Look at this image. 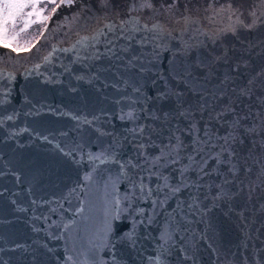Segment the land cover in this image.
I'll list each match as a JSON object with an SVG mask.
<instances>
[{
	"label": "water",
	"instance_id": "water-1",
	"mask_svg": "<svg viewBox=\"0 0 264 264\" xmlns=\"http://www.w3.org/2000/svg\"><path fill=\"white\" fill-rule=\"evenodd\" d=\"M163 2L158 0L157 7ZM229 3L243 12L244 24L251 23L252 11L264 21L262 0H181L175 16L166 21L172 35L164 40L154 65L147 59L152 58L155 42L144 47L138 43L145 33L135 34L130 41L119 31L108 30L127 16L125 0H112L110 11L103 10L98 0H77L53 12L54 5L29 47L13 51L0 44V264H82L92 258L96 264H264V195L257 191L249 200L242 194L230 205L206 210L211 205L207 185L222 182L223 174L200 182L205 185L199 191L205 211L188 207L197 193L195 188H186L177 196L168 194L164 204L155 209L150 203L139 204L146 209L144 216L137 217L132 211L120 222L122 233L134 230V246L117 236L107 249L100 247L93 254L88 243L102 227L106 203L111 209L106 191L124 196L125 176L119 172V163L127 165L131 159L143 165L139 143L147 145L148 153L157 154L168 144L178 123L181 131L176 134L186 146L191 144L193 137L187 134L186 121L169 124L150 118V114H158L161 105L155 97L165 85L169 91L185 90L191 97L178 74L182 73L190 86L199 80L197 87L215 91L226 74L235 82L234 87H242L264 71V22L251 30L238 26L235 34L217 35L235 18L229 21L228 13H221L222 19L214 25L203 19L205 9L227 8ZM186 11L202 18L188 31L183 23L175 22ZM157 20L165 22V17L143 13L141 23L151 25ZM130 35L124 33L125 37ZM93 36L96 39L90 44L94 46L82 47V41ZM123 47H130L131 53H119ZM110 48L124 59H109ZM133 53L143 54L145 68L151 71H128L125 65ZM225 53L226 61L219 59ZM237 64L239 72H233ZM137 87L140 93L135 92ZM262 95L264 89L257 88L251 100L242 98L238 111L243 114L250 107L253 113L245 124L256 118L260 108L256 97ZM128 111H134L138 119H119ZM85 119L92 124H85ZM207 123L205 113L199 124L201 135ZM137 125L154 129L151 140L133 136L130 129ZM212 127L223 134L224 129L214 122ZM60 148L74 155L65 156ZM105 150L118 163L97 162L95 170L90 168L89 154ZM249 150L257 155L261 152L244 136L237 151L243 158ZM183 164L187 160L161 168L173 186L180 183L178 169ZM131 171L128 169L129 174ZM89 175L92 179L85 181ZM188 177L196 180V173H188ZM79 207L85 209L82 215L77 214ZM164 232L172 237L167 243L160 240Z\"/></svg>",
	"mask_w": 264,
	"mask_h": 264
},
{
	"label": "snow or ice",
	"instance_id": "snow-or-ice-1",
	"mask_svg": "<svg viewBox=\"0 0 264 264\" xmlns=\"http://www.w3.org/2000/svg\"><path fill=\"white\" fill-rule=\"evenodd\" d=\"M56 8L61 5L71 6L77 2V0H49ZM128 5L127 16L122 23L115 27H108L109 31H119L122 38L128 40L135 39V34L145 33L142 40L138 43L141 47L146 44L155 42L153 48L152 58L147 59V63L154 65L155 59L160 55V48L164 40L172 35L168 23L166 22L169 17H174L175 12L178 10V5L181 0H164V2L157 7L158 0H125ZM216 0H213L215 3ZM264 2V0H262ZM101 8L105 11L111 10L112 0H98ZM26 5L22 0H4L2 6H0V14L5 10L10 9H23ZM34 6V5H33ZM206 19L208 24H217L221 19V13H228L227 20L232 21L235 18V22L229 24L228 27L220 28L216 33L224 34L226 32H232L235 34L238 26H244L251 30L257 26L260 18L256 16V12L249 13L253 17L251 23L244 24L241 19L243 12L239 8L232 7L229 3L227 8H207L205 9ZM148 13L159 14L165 17V22L157 20L151 25L141 23L142 14ZM239 13V15H238ZM33 13H28L31 16ZM12 13L9 11V16ZM264 16V13H261ZM198 21H202L199 16H193L191 11H186L178 19L176 23H183L184 30L188 31L197 25ZM7 18L0 20V40L5 38ZM23 31V29H21ZM199 32L200 28H196ZM131 33L133 35L124 36V33ZM207 35V32L204 33ZM96 37L85 39L82 41V47L87 48L94 46L90 44V40H95ZM15 51V49H13ZM109 59L123 60L124 56L119 53H131L130 47H123L119 50V53L115 49H109ZM99 59V56L96 57ZM223 59L226 61L227 53L224 54ZM139 62V67H137ZM244 67L247 64L244 63ZM128 71L135 69L138 73H144L145 71H151V69L145 68V62L143 54L136 55L131 54L125 65ZM240 65H234L233 72H239ZM190 75V74H189ZM264 71H261L256 76L247 81V84L242 87H234V81L226 74L225 78L221 80L220 87L213 90H206L202 87H197L200 81L197 80L191 86L185 82L184 75L178 74L179 82L184 83V88L191 92V97L186 96L185 90L172 89L169 91L167 85L161 90L155 97L161 105L158 110V114H150V118L155 121H161L171 124L172 121L184 120L187 122V134L191 135L192 141L190 145H185V142L181 135H177L176 132H180L181 129L177 123L176 132L172 133L169 138L168 144L160 148L157 154H150L146 151L147 145L142 141L138 144L139 155L143 159V165L140 163H134L131 159L128 160L127 165L119 163V172L125 176L123 187L125 193L123 198L115 195L113 192L106 191V202L108 198H111V209L105 205V211L103 213L102 227L97 230L94 235L89 239V249L93 254L100 247L107 249L111 239L120 236L123 240L134 246V238L132 235L133 229L129 232L122 233L120 231V222L127 220L132 211H135L137 217L144 216L146 209L138 207L139 204H151L155 209L157 204L163 205L164 202L171 196H177L180 192L186 188H195L196 195L192 196V202L188 205L190 209H197L205 211L201 208V202L199 197V191L205 187L201 181H204L205 177L211 178L213 175L223 174V180L220 183L213 181L207 185L208 191L211 197V205L207 207V211H211L212 208L219 207L221 204L230 205L236 197L246 194L247 198L251 200L259 191L261 195H264V95L256 97L257 103L260 108L255 113V119H252L250 123L245 124L252 117V109L249 107L248 112L241 114L238 109L243 103L242 98L251 100L255 96L256 89H264ZM160 79H164L161 75ZM127 83V81H125ZM113 87H117L113 85ZM119 90V89H118ZM135 92L140 93L139 87L134 89ZM234 94V95H231ZM167 105V109H165ZM248 107L247 105H245ZM199 113V119L197 114ZM207 113L208 123L205 124L203 134L201 135L200 119L204 118V114ZM11 119V117H9ZM122 121L127 119L129 122H133L138 119L134 111H128L125 115L119 117ZM213 122L220 128L224 129L223 134L212 127ZM85 124L91 125L92 121L85 119ZM97 131H99L97 129ZM133 136H139L147 140H151L154 129H149L147 125H137L130 129ZM244 136H248L253 141L256 148L261 150L257 155L252 150H249L247 156L241 158L240 153L237 151V145L244 143ZM45 139H47L45 137ZM173 139L175 142H173ZM111 147V146H110ZM191 148V151H187ZM65 156L74 155L73 152H64L62 148L58 149ZM187 160V164H183L178 169L180 183L173 186L170 176L165 175L161 168H167L172 165H182V162ZM110 161H115L111 157L107 150L102 151L100 154L88 156V164L90 168L95 170V167L104 165ZM95 166V167H94ZM128 169H131V173H128ZM255 169V170H254ZM195 172L196 180H190L188 173ZM230 177V178H229ZM243 177V178H242ZM85 181H89L92 177L85 176ZM155 179L157 183L153 185L152 181ZM111 178L105 183L107 189ZM214 189V191H213ZM163 196V199L160 197ZM205 199H209V195H205ZM181 208V205H177ZM264 209V204L261 205ZM232 209L229 208V211ZM85 209L79 207L77 214L82 215ZM148 222H152V217L149 216ZM141 223L143 221L141 220ZM67 227V226H66ZM130 227V226H128ZM172 239L168 232H164L160 236L162 243H167ZM71 260V257H69ZM159 260V258H158ZM82 264H96L94 258L86 259Z\"/></svg>",
	"mask_w": 264,
	"mask_h": 264
},
{
	"label": "rangeland",
	"instance_id": "rangeland-1",
	"mask_svg": "<svg viewBox=\"0 0 264 264\" xmlns=\"http://www.w3.org/2000/svg\"><path fill=\"white\" fill-rule=\"evenodd\" d=\"M49 1V0H48ZM27 6L23 9L5 10L0 14V20L7 18L5 25L6 41L22 49L29 47L39 36V28L44 26L51 10L48 11L43 5H38L39 0H22ZM4 0H0L2 6ZM34 5V6H33ZM9 11L12 15L9 16ZM33 13L31 16L28 13ZM41 28V30H42ZM23 29V31H21ZM4 42V40H0ZM4 44V43H3Z\"/></svg>",
	"mask_w": 264,
	"mask_h": 264
},
{
	"label": "trees",
	"instance_id": "trees-1",
	"mask_svg": "<svg viewBox=\"0 0 264 264\" xmlns=\"http://www.w3.org/2000/svg\"><path fill=\"white\" fill-rule=\"evenodd\" d=\"M57 1L58 0H56V3H57ZM37 3H38V5H41V6L43 5L44 7H46L48 9V11L54 7V4L50 3L48 0H39V2H37ZM41 28H42V26L38 29L39 32L41 31ZM0 43L7 44V45L11 46V48H13V49H22L21 47H16L12 43H9V42L5 43V42L0 41Z\"/></svg>",
	"mask_w": 264,
	"mask_h": 264
}]
</instances>
